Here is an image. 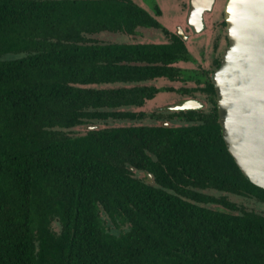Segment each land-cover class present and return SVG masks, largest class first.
I'll use <instances>...</instances> for the list:
<instances>
[{"label":"trees","instance_id":"trees-1","mask_svg":"<svg viewBox=\"0 0 264 264\" xmlns=\"http://www.w3.org/2000/svg\"><path fill=\"white\" fill-rule=\"evenodd\" d=\"M137 27L168 41L93 37ZM188 57L133 0H0V264H264V215L204 192L264 203L226 148L214 99L207 113L175 111L186 125L67 132L140 119L124 107L160 90L141 83L179 79L174 63ZM110 83L130 85L94 86ZM101 211L128 228L111 232Z\"/></svg>","mask_w":264,"mask_h":264},{"label":"water","instance_id":"water-1","mask_svg":"<svg viewBox=\"0 0 264 264\" xmlns=\"http://www.w3.org/2000/svg\"><path fill=\"white\" fill-rule=\"evenodd\" d=\"M214 2L189 0L186 20L193 31L204 27L203 12ZM223 13L228 43L211 74L217 120L240 171L264 188V0H226ZM200 106L186 99L170 108Z\"/></svg>","mask_w":264,"mask_h":264},{"label":"rangeland","instance_id":"rangeland-1","mask_svg":"<svg viewBox=\"0 0 264 264\" xmlns=\"http://www.w3.org/2000/svg\"><path fill=\"white\" fill-rule=\"evenodd\" d=\"M136 3L144 6L151 14V11H154L156 7L161 10V15L157 18L163 27L170 31H175L177 27H181L185 34H190L191 30L189 26L185 22L186 9L188 6V0H134ZM226 0H215V4L213 6V10L210 13L204 14L205 28L200 33H191L189 35V40L186 41V47L190 55L196 56L197 62L204 66V68H208L205 75L211 77V68L209 66V50H211V43L217 35L222 37V32L217 34V23L216 20L221 18V14L223 11V7L225 5ZM93 37L97 38L101 42H164L166 41V37L162 33L160 29H154L149 27H139L136 30L134 35L122 34L119 32H108L103 31L93 35ZM212 37V38H211ZM205 49L206 56L201 58L199 55V51ZM24 55V53H10L3 56V58H15ZM204 56V55H203ZM197 62H180V66L185 68H193V66H197ZM212 67V66H211ZM206 72V71H205ZM142 84L146 85H154L160 87L161 90L151 99L145 101V103L141 107H124L127 110L134 111H143V115L140 119L137 120H128V119H112L108 118L106 120H94V121H86L82 124L76 125L67 129V132L72 136H79L85 134L90 129H100L106 127H116V126H129V125H186L193 122H188L183 119L182 116L176 115L175 111H169L165 109L167 105H174L180 103L183 98L194 97L201 100L204 106L201 108L203 112L210 111L213 105V97H210L209 94L198 90L196 86V82L188 80V81H170L166 78H158L155 80H149L142 82ZM121 85H130L123 83H110V84H99L94 85L97 87H116ZM210 97V98H209ZM135 175L139 178L145 179V173L141 170H135ZM204 192L214 194L215 196H219L221 194H226L227 197L236 202L238 205L243 206V208L249 210L252 209L258 213L264 215V203L256 200L252 197H245L237 194L219 192L215 190H205ZM212 206H216V204H212ZM236 212H240L236 210ZM101 216L105 220V225L108 226V229L111 232L118 233L121 230L127 229L128 226L126 224H122L120 222L114 223L110 220V218L105 214V212L101 211ZM52 228L55 231L60 230V222L58 220H54L52 223Z\"/></svg>","mask_w":264,"mask_h":264},{"label":"flooded vegetation","instance_id":"flooded-vegetation-1","mask_svg":"<svg viewBox=\"0 0 264 264\" xmlns=\"http://www.w3.org/2000/svg\"><path fill=\"white\" fill-rule=\"evenodd\" d=\"M134 1V0H133ZM135 2V1H134ZM136 3V2H135ZM138 4V3H137ZM215 4V2H214ZM213 4V6H214ZM140 5V4H138ZM141 6V5H140ZM213 6H212V9L210 11H204L203 12V23H204V27L198 31V32H195L193 31L192 27L188 24L187 20H186V17H187V13H188V7H189V0H188V6H187V9H186V16H185V22L186 24L189 26L190 30H191V33H200L204 30L205 28V21H204V14L205 13H210L212 12L213 10ZM142 8H144V6H141ZM158 8V7H156ZM156 8L154 9V11H151L153 14H151L146 8H144L146 11H148L151 15L155 16L156 18L158 16L161 15V10L159 9L160 13L159 14H156ZM224 8V7H223ZM158 19V18H157ZM159 21V19H158ZM160 22V21H159ZM216 23H217V34H219L220 32H222V37L220 38L219 35H217L216 37L214 36L213 40H212V43H211V50H209V66L211 68L210 72L211 74L213 73V71L217 68V66L219 65L220 63V60H221V57L223 55V52L227 46V43H228V40H227V35H226V30H225V21H224V13L222 11V14H221V18L216 20ZM161 24V23H160ZM162 25V24H161ZM139 28V27H137ZM136 28V30H137ZM149 28H154V27H149ZM165 28V27H164ZM154 29H159V28H154ZM161 30V29H160ZM162 31V30H161ZM170 31V30H169ZM178 31H180V33H178ZM171 33H175L176 35L179 36V38L183 41L184 45H185V48L187 50V47H186V41L189 40V35L191 34H185L183 29L179 26L176 28L175 31H170ZM120 33V32H119ZM136 33V32H135ZM134 33V34H135ZM163 33V32H162ZM122 34H127V33H122ZM134 34H127V35H134ZM164 34V33H163ZM164 36L166 37V41L164 42H167L168 41V36H166L164 34ZM212 38V37H211ZM124 43H130V42H124ZM206 50L203 48L202 50L199 51V55L201 56V58H204L206 56ZM187 53H188V59L187 60H178L177 62L174 63V66L175 67H178L180 70H181V77L179 79H175V80H170V81H188V80H191V81H194L196 82V86L194 87H198L199 89L198 90H201L207 94L210 95V97H213L214 99V104H215V101H216V97H215V90H214V94L210 93L207 89H206V86H207V82L211 81V77L209 76H206L205 74L208 73L207 70L208 68H204V66L201 65L202 61H200V63L197 62V58L196 56H192L190 55V53L188 52L187 50ZM204 55V56H203ZM197 62V66H193V68H185L183 66H180V62L184 63V62ZM212 66V67H211ZM206 71V72H205ZM160 78H164V77H160ZM158 79V78H156ZM168 79V78H166ZM152 80H155V79H152ZM169 80V79H168ZM149 81V80H147ZM145 82V81H144ZM142 84V83H141ZM213 85V84H212ZM127 86V85H126ZM154 86V85H153ZM157 87V86H156ZM160 88V87H158ZM161 90V88H160ZM159 90V91H160ZM158 91V92H159ZM209 97V98H210ZM186 99H194V100H197L199 103H201V106L200 107H197V108H191L193 110H201V108L204 106L203 102L197 98H194V97H187V98H183L180 102H182L183 100H186ZM213 102V101H212ZM173 105V104H172ZM171 105H167L165 106V109L169 110V111H179V110H175V109H171L170 108ZM213 106V105H212ZM216 106V105H215ZM130 107H135V106H130ZM141 107V106H140ZM212 108V107H211ZM191 109H184V110H191ZM211 110V109H210ZM143 112V111H142ZM209 112V111H208ZM207 113V112H205ZM139 125V124H138ZM171 126V125H170Z\"/></svg>","mask_w":264,"mask_h":264}]
</instances>
